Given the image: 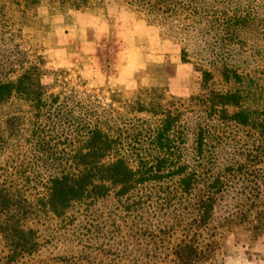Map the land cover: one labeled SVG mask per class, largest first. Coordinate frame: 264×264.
I'll return each mask as SVG.
<instances>
[{"label": "rangeland", "instance_id": "374dc122", "mask_svg": "<svg viewBox=\"0 0 264 264\" xmlns=\"http://www.w3.org/2000/svg\"><path fill=\"white\" fill-rule=\"evenodd\" d=\"M145 1L0 0V72L13 78L38 62L47 86L39 128L35 115L26 122L30 108L13 103L21 110L23 131L0 154L1 169L34 179L38 129L49 143L73 138L76 126L64 122L65 112L79 120L88 106L108 110L112 92L129 97L137 87L163 84L167 94L186 99L202 91L192 55L187 63L180 58L175 36L182 34L175 24L182 17L148 12ZM162 41L169 50H157ZM208 87L225 90L226 84L213 71ZM202 108L188 105L184 111L186 135L181 145L175 142L170 167L153 159L156 176L128 193L75 202L62 217L34 224L37 249L0 264H264V232H255L264 224L263 218L255 221L264 209V140L254 129ZM66 145L70 141L58 147ZM183 176L189 179L186 189ZM207 191L216 195L212 208L197 213V198Z\"/></svg>", "mask_w": 264, "mask_h": 264}, {"label": "trees", "instance_id": "16d2710c", "mask_svg": "<svg viewBox=\"0 0 264 264\" xmlns=\"http://www.w3.org/2000/svg\"><path fill=\"white\" fill-rule=\"evenodd\" d=\"M142 6L148 12L182 17L175 24L182 35L174 36L181 43V61L190 62L192 55L202 91L186 99L167 94V85L163 84L137 87L129 97L112 92L105 105L108 110L88 106L79 120L71 111L65 112L64 122L76 126V131L69 133L73 138L49 143L38 129L35 160L41 166H37L35 178L0 168L3 262L10 263L37 249L34 224L62 217L75 202L92 204L111 191L119 196L128 193L136 184L156 176L157 171L150 166L153 159L157 165L164 162L170 167L175 142L181 145L186 135L182 115L188 105L202 106L209 116L220 112L254 129L264 140V0H147ZM166 27L171 29V25ZM213 71L226 84L225 90L208 87ZM2 74L0 154L6 151L10 139L22 135L24 119L19 107L11 108L13 103L30 108L26 122L35 115V127L39 128L37 120L46 113L42 108L47 102V86L40 81L38 62L22 68L13 78ZM56 97L58 94L54 102ZM199 137L201 147L200 133ZM67 140L69 146L58 147ZM151 149L156 151L154 156L148 152ZM185 177L181 182L186 189L189 179ZM215 196L209 191L198 196L197 213L211 210ZM258 210L257 222L264 219V209ZM263 230L260 222L255 232Z\"/></svg>", "mask_w": 264, "mask_h": 264}, {"label": "crops", "instance_id": "0c3cea01", "mask_svg": "<svg viewBox=\"0 0 264 264\" xmlns=\"http://www.w3.org/2000/svg\"><path fill=\"white\" fill-rule=\"evenodd\" d=\"M121 34H123V31L120 32V35H121ZM155 46H156L157 50H158L159 47L164 48V50H169V42H168V41H164V42L162 41V42L159 44V46H158V44L155 45ZM146 48H148V47L146 46ZM177 68H179L180 71L183 70L182 65H181V66H177ZM184 68H186V67H184ZM122 79H124V78H121L120 80L122 81Z\"/></svg>", "mask_w": 264, "mask_h": 264}]
</instances>
